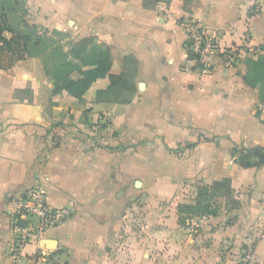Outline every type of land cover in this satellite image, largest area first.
<instances>
[{
	"label": "crops",
	"instance_id": "obj_1",
	"mask_svg": "<svg viewBox=\"0 0 264 264\" xmlns=\"http://www.w3.org/2000/svg\"><path fill=\"white\" fill-rule=\"evenodd\" d=\"M24 1L28 24L95 38L112 69L133 56L137 90L98 103L110 84L98 79L80 102L37 58L0 71V264H264V163L234 164L235 150L264 148V106L244 64L203 75L186 63L179 26L198 20L224 45L249 33L264 54V0ZM223 180L207 194L215 214L179 212ZM36 185L72 215L13 260L17 200Z\"/></svg>",
	"mask_w": 264,
	"mask_h": 264
},
{
	"label": "trees",
	"instance_id": "obj_2",
	"mask_svg": "<svg viewBox=\"0 0 264 264\" xmlns=\"http://www.w3.org/2000/svg\"><path fill=\"white\" fill-rule=\"evenodd\" d=\"M171 0H144L146 9ZM24 0H0V71L11 68L25 57L37 58L43 74L63 86L69 96L82 101L84 94L98 79H109V87L98 91V103L120 104L131 100L136 94L137 61L133 56L123 60L122 70L112 69L111 52L95 38H86L78 43L66 41V35L57 31H42L25 21ZM9 35V37H6ZM246 67L243 82L257 90L259 101L264 106V54L244 61ZM234 161L240 168L258 167L264 163V148L237 149ZM254 160H257L256 162ZM228 180L213 183L199 194L195 206L179 207V212L193 215H213L208 190L216 195L227 190Z\"/></svg>",
	"mask_w": 264,
	"mask_h": 264
},
{
	"label": "built area",
	"instance_id": "obj_3",
	"mask_svg": "<svg viewBox=\"0 0 264 264\" xmlns=\"http://www.w3.org/2000/svg\"><path fill=\"white\" fill-rule=\"evenodd\" d=\"M179 26L185 36L186 63H193V69L203 75L210 74L218 67L224 70L234 69L244 64L245 60L255 59L262 54L258 47L251 44L252 37L249 33L243 34L239 44L224 45L216 34L210 33L198 20L181 18ZM184 70L190 69L185 67ZM71 215L67 208L50 206L43 186L36 185L26 190L17 200L12 217L11 258L18 259L26 245L35 239H42L47 231L57 228ZM202 218L204 217H191L187 224L196 228Z\"/></svg>",
	"mask_w": 264,
	"mask_h": 264
},
{
	"label": "rangeland",
	"instance_id": "obj_4",
	"mask_svg": "<svg viewBox=\"0 0 264 264\" xmlns=\"http://www.w3.org/2000/svg\"><path fill=\"white\" fill-rule=\"evenodd\" d=\"M244 262H245V263H248V262H251V260L246 259ZM240 264H243V262L240 261Z\"/></svg>",
	"mask_w": 264,
	"mask_h": 264
},
{
	"label": "water",
	"instance_id": "obj_5",
	"mask_svg": "<svg viewBox=\"0 0 264 264\" xmlns=\"http://www.w3.org/2000/svg\"><path fill=\"white\" fill-rule=\"evenodd\" d=\"M140 86H142V85H140ZM139 88H140V87H139ZM47 246H48L49 248H52V245H50V244H48V243H47Z\"/></svg>",
	"mask_w": 264,
	"mask_h": 264
}]
</instances>
